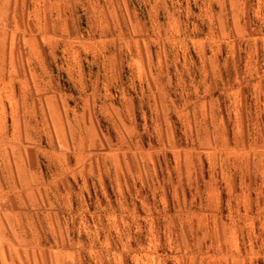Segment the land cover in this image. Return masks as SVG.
<instances>
[{
    "label": "rangeland",
    "instance_id": "374dc122",
    "mask_svg": "<svg viewBox=\"0 0 264 264\" xmlns=\"http://www.w3.org/2000/svg\"><path fill=\"white\" fill-rule=\"evenodd\" d=\"M3 1L0 264H264V0Z\"/></svg>",
    "mask_w": 264,
    "mask_h": 264
},
{
    "label": "crops",
    "instance_id": "0c3cea01",
    "mask_svg": "<svg viewBox=\"0 0 264 264\" xmlns=\"http://www.w3.org/2000/svg\"><path fill=\"white\" fill-rule=\"evenodd\" d=\"M6 0L3 1V4L1 5L2 8L4 9L6 7ZM13 81V76L10 74L7 75L6 78L2 80V84L0 85V145L2 144L3 146L6 147V145H11L12 140L14 138H17V133L12 132L8 134L5 132L2 127H3V121L8 117L11 123L17 124L20 122V119L17 115V109H16V102L13 100V97L11 96V84ZM2 107L6 108L8 107V112L2 111ZM26 117L32 118L33 121L38 124L37 122V116H35L33 113L29 115V112H26ZM6 160V159H5ZM0 177L1 175L3 176L2 183L5 185L6 180L9 181L10 178V169L9 166L5 163L3 166L0 168ZM8 192V190H5V193ZM1 234V233H0Z\"/></svg>",
    "mask_w": 264,
    "mask_h": 264
}]
</instances>
